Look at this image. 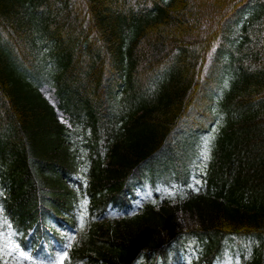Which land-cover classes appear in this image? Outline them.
Listing matches in <instances>:
<instances>
[{"label":"trees","instance_id":"1","mask_svg":"<svg viewBox=\"0 0 264 264\" xmlns=\"http://www.w3.org/2000/svg\"><path fill=\"white\" fill-rule=\"evenodd\" d=\"M253 4L261 18L264 2L253 0H0V180L14 208L31 197L50 207L49 197L66 199L67 209L73 193L64 175L89 148L98 154L108 130L123 138L110 162L94 167L98 194L117 189L144 159L177 155L172 144L194 154L191 132L177 140V121L186 113L183 126L196 127L194 111L213 106L225 116L213 156L215 170L234 177L229 192L105 224L106 241L89 240L77 256L82 264H129L167 235L197 227L211 238L203 250L211 264L220 234L264 233V24L254 39L234 32ZM216 40L223 43L209 58ZM53 77L74 131L40 89ZM263 233L244 264H264Z\"/></svg>","mask_w":264,"mask_h":264},{"label":"rangeland","instance_id":"2","mask_svg":"<svg viewBox=\"0 0 264 264\" xmlns=\"http://www.w3.org/2000/svg\"><path fill=\"white\" fill-rule=\"evenodd\" d=\"M208 145L206 144L205 148H201L200 152L202 153L200 155V160L193 164V166L189 170V187L187 188L188 191H196L199 192L201 190L202 186V178L203 174L205 172L206 168V159H208ZM196 166V168H195ZM198 189V190H197ZM145 196H148L151 194V190L148 186H145L144 188ZM184 188L177 186L176 183H174L171 186H157V191L159 193L158 199L160 202L165 198H176L181 196ZM137 207L133 208L132 210H136ZM117 215V214H115ZM7 231L1 229L0 226V235L3 236V241L0 243V247L4 248L3 252H0L1 256L4 258V261H9V264H30L31 259L25 256H21L19 254V251L12 249L10 246L12 245L13 241L17 244L15 241V238L7 233ZM63 250H59L55 253L53 260L51 261V264H58L59 261V254H61ZM190 257L183 256V262L185 264L190 262ZM241 258L237 256H232L227 253L225 255L224 259L219 264H239Z\"/></svg>","mask_w":264,"mask_h":264},{"label":"snow or ice","instance_id":"3","mask_svg":"<svg viewBox=\"0 0 264 264\" xmlns=\"http://www.w3.org/2000/svg\"><path fill=\"white\" fill-rule=\"evenodd\" d=\"M198 190V189H197ZM3 241V236L0 235V243H2ZM12 249L19 251V254L21 256H25L28 257L29 259H31V256L29 255L28 252L24 251L23 249L20 248V246L18 244H16L14 241L12 243V245L10 246ZM4 248L0 247V252H3ZM68 257V253L66 251L62 252L61 254H59V261L58 264H64L65 258Z\"/></svg>","mask_w":264,"mask_h":264}]
</instances>
